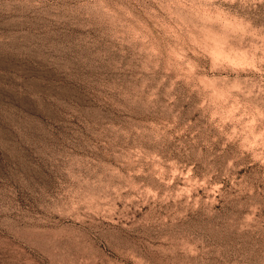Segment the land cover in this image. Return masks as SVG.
Segmentation results:
<instances>
[{"label":"rangeland","instance_id":"rangeland-1","mask_svg":"<svg viewBox=\"0 0 264 264\" xmlns=\"http://www.w3.org/2000/svg\"><path fill=\"white\" fill-rule=\"evenodd\" d=\"M0 264H264V0H0Z\"/></svg>","mask_w":264,"mask_h":264}]
</instances>
